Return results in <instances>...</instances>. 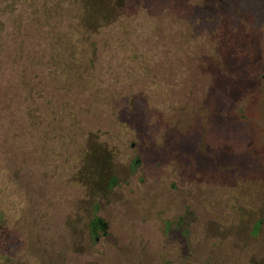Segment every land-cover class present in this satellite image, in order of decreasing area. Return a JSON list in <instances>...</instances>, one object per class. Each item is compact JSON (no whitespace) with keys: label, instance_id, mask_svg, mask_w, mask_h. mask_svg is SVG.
<instances>
[{"label":"rangeland","instance_id":"rangeland-1","mask_svg":"<svg viewBox=\"0 0 264 264\" xmlns=\"http://www.w3.org/2000/svg\"><path fill=\"white\" fill-rule=\"evenodd\" d=\"M204 1L0 0V264H264V0L208 69Z\"/></svg>","mask_w":264,"mask_h":264},{"label":"trees","instance_id":"trees-1","mask_svg":"<svg viewBox=\"0 0 264 264\" xmlns=\"http://www.w3.org/2000/svg\"><path fill=\"white\" fill-rule=\"evenodd\" d=\"M236 2H237V0H205L204 2H202V5L196 6L192 9V11H194V14H195V15H192V17H193L192 23L195 24V27H196V39L195 40H196L197 45H199V47L201 48V51H202L203 56L205 58L204 61L202 62V65L204 64L207 69H208V66H210V64H207L206 61L209 59H212V61L215 63H216V61H220L219 65L220 64L222 65L223 62H225L226 56H224L222 54V52H220V51H219V53H217L218 51L213 50V48H212V42L214 40H216V38H217V40L223 42L225 40V38H224L225 34L220 33L219 29L218 30L215 29V31L217 33L216 37L213 36V37H210L209 39H207V38L203 39L201 36V30L203 29V26L206 29L210 28V23H215L216 25H220L221 21H222L223 13L226 10H230L229 13L231 15L234 14V12L232 10L235 9V6H233V5H237ZM225 13H227V12H225ZM177 20L179 21L180 27H187L190 24V21L187 20V18H185V17L182 18V20H183L182 23H181L179 17L177 18ZM214 52L216 53V56H214ZM261 53H262L261 51L256 52V59H258L256 62H258L259 64L262 63L261 62V60H262V54ZM237 61H239V60H237ZM195 66L197 67L196 64H195ZM198 67H197V71H200V65H198ZM249 79H251V78L248 76L246 79V81H247L246 88H250L251 85H253V83L255 82L254 80L251 81ZM240 81H241V79L239 80L238 84L243 83L242 81L241 82ZM253 88L254 87H251L250 89L252 90Z\"/></svg>","mask_w":264,"mask_h":264}]
</instances>
